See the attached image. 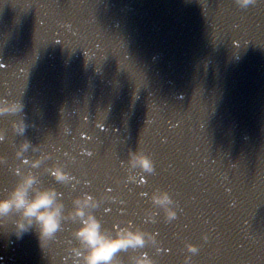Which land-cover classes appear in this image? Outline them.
Segmentation results:
<instances>
[{
  "label": "clouds",
  "instance_id": "1",
  "mask_svg": "<svg viewBox=\"0 0 264 264\" xmlns=\"http://www.w3.org/2000/svg\"><path fill=\"white\" fill-rule=\"evenodd\" d=\"M241 6L246 7L250 0H239ZM19 104L8 105L0 103V114L9 111H19ZM23 130L24 125H20ZM27 146L26 144L24 145ZM133 162L145 171H152L154 162L145 152L134 151ZM57 178L63 179L64 173L60 168L54 169ZM35 178L31 175L24 177L6 196H0V219H3L13 210L19 213L15 221L17 235L22 234L34 227L38 239L43 244L52 238L61 226L63 217V205L57 200V192L54 188H34ZM30 189L32 194H29ZM90 195L85 194L84 203H88ZM154 202L165 207L166 215L174 217L175 209L169 207L172 203L170 194L166 190H157L153 194ZM75 215L81 218L75 235L83 246L82 264H118L114 259L121 250L129 247L143 246L145 243V232L140 229L133 230L131 227L119 228L115 232L106 230L100 219L92 212H86L77 200ZM191 251H196V246L188 245ZM135 264H155V262L142 253L137 257Z\"/></svg>",
  "mask_w": 264,
  "mask_h": 264
},
{
  "label": "water",
  "instance_id": "2",
  "mask_svg": "<svg viewBox=\"0 0 264 264\" xmlns=\"http://www.w3.org/2000/svg\"><path fill=\"white\" fill-rule=\"evenodd\" d=\"M193 2H196L198 0H192ZM215 6L218 5V2L217 1H214L213 2ZM127 12L124 13V16L125 17H128L132 11H133V8L132 7H128L127 8ZM257 37L259 38H264V32H260L257 34ZM230 59H234V58H230ZM157 60V61H156ZM156 64H157V69L161 70L164 72V66L161 65L162 64V61H159V59H156ZM155 61H151V62H155ZM161 64H160V63ZM157 74H160V71H157ZM170 76V74H168ZM168 75L165 76V78L169 77ZM220 94L223 96V97H227L224 93H223V90L220 91ZM154 107L152 109H154V111H156L157 109V104L156 105H153ZM230 109L227 110L225 109L222 113L223 116H225L227 119L229 120H234L236 118V116L243 112L244 109L246 108V104H243L239 99H237L236 101H234L230 106ZM133 118V116H131ZM244 124L243 121L238 123L237 125L234 126L233 130L235 131L236 133V137L238 138V136H240L243 132H244ZM195 136H198L199 135V132L196 131L194 133ZM198 141H200V139H198ZM235 152H239V148H238V142H237V139L233 142V147ZM126 159H124V155L122 153H118L117 155L115 154V156H113L112 158H108V159H105V161H108V160H114V159H118L120 161V164H126L129 162V160L127 159V156H125ZM141 248L139 246L133 248L131 250V253L132 252H136V251H139Z\"/></svg>",
  "mask_w": 264,
  "mask_h": 264
}]
</instances>
